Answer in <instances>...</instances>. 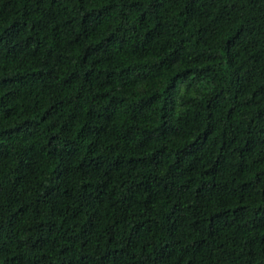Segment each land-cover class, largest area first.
Masks as SVG:
<instances>
[{"label":"trees","instance_id":"16d2710c","mask_svg":"<svg viewBox=\"0 0 264 264\" xmlns=\"http://www.w3.org/2000/svg\"><path fill=\"white\" fill-rule=\"evenodd\" d=\"M0 264H264V0H0Z\"/></svg>","mask_w":264,"mask_h":264}]
</instances>
